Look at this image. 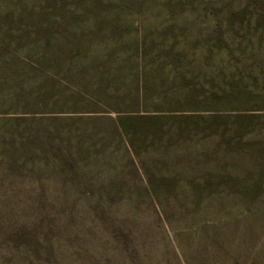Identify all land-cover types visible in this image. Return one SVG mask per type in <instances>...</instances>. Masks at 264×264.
<instances>
[{
    "label": "rangeland",
    "instance_id": "obj_1",
    "mask_svg": "<svg viewBox=\"0 0 264 264\" xmlns=\"http://www.w3.org/2000/svg\"><path fill=\"white\" fill-rule=\"evenodd\" d=\"M12 226L41 264H264V0H0Z\"/></svg>",
    "mask_w": 264,
    "mask_h": 264
},
{
    "label": "trees",
    "instance_id": "obj_2",
    "mask_svg": "<svg viewBox=\"0 0 264 264\" xmlns=\"http://www.w3.org/2000/svg\"><path fill=\"white\" fill-rule=\"evenodd\" d=\"M119 126L126 128L124 124L119 123ZM39 236L42 234L37 228L12 226L0 229V264H41L43 260H49L50 257L44 256L49 242ZM52 255L55 252L52 251Z\"/></svg>",
    "mask_w": 264,
    "mask_h": 264
}]
</instances>
